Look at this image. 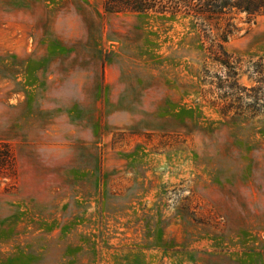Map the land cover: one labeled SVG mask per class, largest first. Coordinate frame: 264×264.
<instances>
[{"label": "rangeland", "instance_id": "obj_1", "mask_svg": "<svg viewBox=\"0 0 264 264\" xmlns=\"http://www.w3.org/2000/svg\"><path fill=\"white\" fill-rule=\"evenodd\" d=\"M238 24L258 111L224 117L191 17L0 0V264H264V16Z\"/></svg>", "mask_w": 264, "mask_h": 264}, {"label": "trees", "instance_id": "obj_2", "mask_svg": "<svg viewBox=\"0 0 264 264\" xmlns=\"http://www.w3.org/2000/svg\"><path fill=\"white\" fill-rule=\"evenodd\" d=\"M102 5L109 14L159 13L191 17L203 44L202 81L209 80L219 91L214 105L219 107L221 115L238 117L258 111L254 105L242 102L249 91L239 83L243 64L227 51L226 44L241 30L240 16H245L248 24L264 16V0H102ZM16 172L13 149L8 143L0 142V177H15Z\"/></svg>", "mask_w": 264, "mask_h": 264}]
</instances>
